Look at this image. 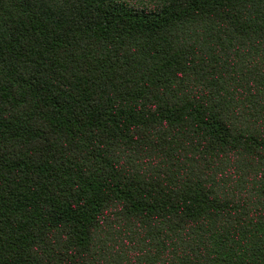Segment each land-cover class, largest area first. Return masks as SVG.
I'll return each instance as SVG.
<instances>
[{"label": "trees", "instance_id": "16d2710c", "mask_svg": "<svg viewBox=\"0 0 264 264\" xmlns=\"http://www.w3.org/2000/svg\"><path fill=\"white\" fill-rule=\"evenodd\" d=\"M0 264H264V0H0Z\"/></svg>", "mask_w": 264, "mask_h": 264}]
</instances>
